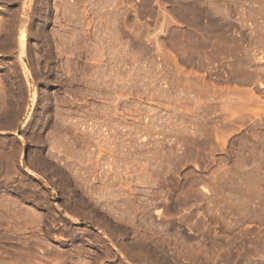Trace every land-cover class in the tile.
<instances>
[{"label": "rangeland", "instance_id": "1", "mask_svg": "<svg viewBox=\"0 0 264 264\" xmlns=\"http://www.w3.org/2000/svg\"><path fill=\"white\" fill-rule=\"evenodd\" d=\"M0 264H264V0H0Z\"/></svg>", "mask_w": 264, "mask_h": 264}]
</instances>
